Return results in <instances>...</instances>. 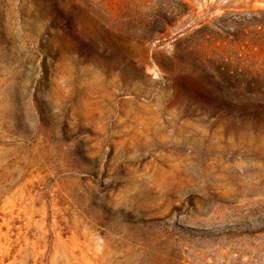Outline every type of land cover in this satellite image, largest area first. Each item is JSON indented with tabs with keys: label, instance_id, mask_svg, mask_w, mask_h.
<instances>
[{
	"label": "rangeland",
	"instance_id": "rangeland-1",
	"mask_svg": "<svg viewBox=\"0 0 264 264\" xmlns=\"http://www.w3.org/2000/svg\"><path fill=\"white\" fill-rule=\"evenodd\" d=\"M0 264H264V0H0Z\"/></svg>",
	"mask_w": 264,
	"mask_h": 264
}]
</instances>
